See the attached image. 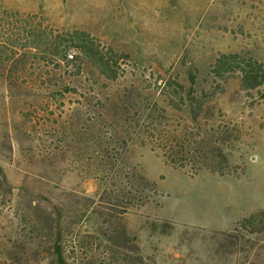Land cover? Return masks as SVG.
<instances>
[{"label":"rangeland","instance_id":"obj_1","mask_svg":"<svg viewBox=\"0 0 264 264\" xmlns=\"http://www.w3.org/2000/svg\"><path fill=\"white\" fill-rule=\"evenodd\" d=\"M252 62L264 0H0V264H264Z\"/></svg>","mask_w":264,"mask_h":264},{"label":"trees","instance_id":"obj_2","mask_svg":"<svg viewBox=\"0 0 264 264\" xmlns=\"http://www.w3.org/2000/svg\"><path fill=\"white\" fill-rule=\"evenodd\" d=\"M90 50V49H88ZM236 54H223L221 56V58H218V66H217V71L219 73V75H222V71H224L225 69H229V68H225V65L228 62H225L224 59H234L233 57H235ZM64 57L67 59L68 55L66 53H64ZM73 57V56H72ZM71 57V58H72ZM71 58L69 60H71ZM98 59L101 63H108L107 61H105L103 59V57L101 55L98 56ZM257 63V62H256ZM255 62L252 63H248L245 66H243L241 68V81H242V86L245 88H255L258 85H260L263 81H264V70L262 68V65ZM99 65H101L99 63ZM229 70H233V69H229ZM166 159L172 164L173 161H171L168 157H166ZM174 165V163H173ZM213 171L218 172L221 175H224L225 172L222 170H217V169H212ZM256 218V215L252 214L249 217L243 219V222H250L253 221Z\"/></svg>","mask_w":264,"mask_h":264}]
</instances>
